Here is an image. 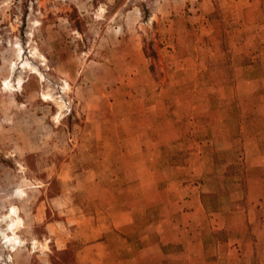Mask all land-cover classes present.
I'll return each mask as SVG.
<instances>
[{
  "label": "rangeland",
  "instance_id": "obj_1",
  "mask_svg": "<svg viewBox=\"0 0 264 264\" xmlns=\"http://www.w3.org/2000/svg\"><path fill=\"white\" fill-rule=\"evenodd\" d=\"M140 48L153 68L152 90L140 85L129 90L138 81L127 77L139 73L128 61ZM262 56L264 0H0V264H77L81 243L74 222L99 208L94 196L110 187L111 175L116 194L125 186L122 157L113 145L102 159L104 135L110 144L125 145L120 137L129 115L149 112L142 96L151 102L163 97L165 103L152 112L175 117L178 109L185 116L191 104L181 99L178 106L175 100L189 95L200 78L198 67L206 68L202 77L215 98L220 83L234 81L237 73L260 76ZM261 93L240 89L237 95ZM214 109L211 104L206 110L209 123L199 117L197 125L190 124L196 138L168 140L163 117L143 131L154 137L158 151L147 156L139 151L134 159L152 162L164 196L185 192L200 173L215 174L220 170L215 161L231 153L217 151L214 134L222 122ZM238 111L242 119L251 117L252 111ZM108 116L126 122L111 125L104 120ZM226 125L230 133L245 123ZM111 126L120 136L114 142ZM97 128L102 139L95 138ZM146 140L134 145L145 148ZM233 156L226 192L239 206L249 169L241 150ZM147 188L154 193L155 186Z\"/></svg>",
  "mask_w": 264,
  "mask_h": 264
},
{
  "label": "crops",
  "instance_id": "obj_2",
  "mask_svg": "<svg viewBox=\"0 0 264 264\" xmlns=\"http://www.w3.org/2000/svg\"><path fill=\"white\" fill-rule=\"evenodd\" d=\"M128 64L134 65L136 73H139L127 77L128 80L138 81L136 84L129 83V90L137 85L147 90L156 87L153 68L151 65L147 67V54L142 48L130 56ZM197 69L200 78L191 86L189 95L175 100L178 106L181 99L191 104L185 116L178 109L175 117L168 112H152L165 103L163 97L151 102L142 96L140 102L149 111L147 114L129 115V126L121 137L115 126H111V141L120 137L125 140V145L110 144L109 134L104 135L102 159L110 154L109 148L113 145L114 153L122 157L120 166L125 186L123 192L116 194L112 187L114 182H111L115 178L111 175L108 180L110 187L94 196L99 204L95 213L87 216L79 213L83 218L74 222L77 226L73 229L75 239L81 243L75 256L77 264H264V72L255 78H245L237 73L234 81L220 83L218 95L213 98L208 92L211 87L202 77L206 68L203 71L200 67ZM226 74V70L221 73ZM203 89V94H199V90ZM240 89L263 93L257 98H243L237 95ZM209 102L216 105L214 112L217 120L222 122L218 133L214 134L218 137L217 151L231 153L215 161L216 168L220 169L215 174L206 171L208 173L202 176L200 173L199 179L192 181L191 178V182L182 189L185 192L164 196L158 189L159 179L153 176L155 171L151 173L152 162L148 165V159H134L139 151L146 156L151 149L158 151L152 141L154 137L151 136V139L149 133L143 131H149L153 118L163 117L168 140L180 142L192 135L196 138V128L190 129V124L197 125L199 117L209 123V113L206 112ZM233 106L240 107L232 112ZM201 110L203 113L198 114ZM238 110L252 111L251 117L242 119ZM104 120L111 125H115L117 120L126 122L109 116ZM240 121L245 125L230 133L223 128H227L226 122ZM101 131L100 128L94 129L95 138H103ZM140 138L147 140L143 142L145 148L140 146L138 150L134 144ZM191 146L189 139L187 147ZM238 149L245 157L249 177L247 194L242 198L244 203L235 206L232 194L226 191L229 165L235 163L233 154ZM203 152L208 151L204 148ZM205 161L201 164L202 168L208 165L209 160ZM135 172L136 175H133ZM172 179L167 184L173 183ZM177 182L175 179V184ZM135 185L141 186L140 191H132ZM148 186H155L154 193L147 192ZM169 196L171 199L166 198ZM211 205H215L214 208Z\"/></svg>",
  "mask_w": 264,
  "mask_h": 264
},
{
  "label": "bare ground",
  "instance_id": "obj_3",
  "mask_svg": "<svg viewBox=\"0 0 264 264\" xmlns=\"http://www.w3.org/2000/svg\"><path fill=\"white\" fill-rule=\"evenodd\" d=\"M50 93H44V97L46 98V99H48V98H50ZM16 224V221H12L11 223H10V227L11 228H13V226ZM15 247V246H14Z\"/></svg>",
  "mask_w": 264,
  "mask_h": 264
}]
</instances>
